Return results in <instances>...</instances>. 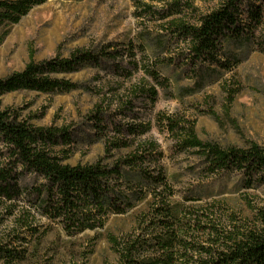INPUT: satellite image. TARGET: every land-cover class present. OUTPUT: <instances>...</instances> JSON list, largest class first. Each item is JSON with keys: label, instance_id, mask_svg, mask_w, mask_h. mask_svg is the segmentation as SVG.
<instances>
[{"label": "rangeland", "instance_id": "374dc122", "mask_svg": "<svg viewBox=\"0 0 264 264\" xmlns=\"http://www.w3.org/2000/svg\"><path fill=\"white\" fill-rule=\"evenodd\" d=\"M219 2L46 0L17 24L0 27V37L6 32L0 41V78L22 70L30 59L68 57L77 49L92 50L99 61L60 75L75 82V90L9 92L0 96V108L17 110L34 126L67 128L70 143L54 148L66 156L63 163L102 159L112 167L142 152L137 169L150 175L162 171L174 191L171 204L214 205L217 224H250L258 210L264 212V182L247 186V176L237 171L209 174L196 149L180 146V127L192 122L201 140L222 148L250 142L264 148V51L259 48L264 20L249 40L243 33L239 40L222 41L214 61L191 58L186 41L170 29L171 19L193 23ZM246 8L243 3V19ZM166 13L171 14L160 18ZM148 69L168 78L169 85L155 82ZM169 120L177 126L172 129ZM122 170L137 175L133 167ZM16 171V195H0V243L21 254L14 264H115L107 233L135 228L134 214H110L102 228L67 234L41 212L44 179L22 167ZM138 183L136 177L130 187L119 186L134 199Z\"/></svg>", "mask_w": 264, "mask_h": 264}, {"label": "trees", "instance_id": "16d2710c", "mask_svg": "<svg viewBox=\"0 0 264 264\" xmlns=\"http://www.w3.org/2000/svg\"><path fill=\"white\" fill-rule=\"evenodd\" d=\"M45 1L0 0V27L17 24L34 6ZM243 3L247 5L244 19ZM175 5L176 2L169 4ZM194 20L190 23L183 18L171 19L170 29L186 41L191 58L214 61L222 41L239 40L243 33L249 40L261 26L264 0H220L215 9ZM5 35L6 32L0 41ZM259 48L264 51V44ZM98 61L89 49H77L68 57L38 62L30 59L22 70L0 78V96L19 90L70 92L77 84L60 75ZM147 72L155 82L169 85L168 78L161 79L158 71ZM151 92L155 96L154 89ZM169 124L172 129L177 126L171 120ZM180 129V146L196 149L209 174L237 171L247 176V186L253 181L264 182V148L259 144L222 148L201 140L192 122ZM69 143L67 128L34 126L22 119L17 110L0 108V145L5 147V151L0 150V195L9 199L16 195L17 167L40 175L45 181L40 192L41 212L48 219L57 220L67 234L102 228L110 214L120 216L130 211L135 215V228L106 236L116 256L115 264H264L261 210L255 214V221L247 225L233 221L229 226L217 224L214 205L191 209L171 204L174 191L162 171L150 175L145 169H137L143 162L142 152H132L112 167L103 164L102 159L71 165L63 163L65 155L58 156L54 151L58 145ZM149 147L154 148V143L150 142ZM124 166L133 167L137 175L132 178L131 172L122 170ZM136 177L140 183L132 193L133 199L119 185L130 187ZM139 204L141 207H136ZM230 217L234 220V214ZM20 257V253L0 243V264H14Z\"/></svg>", "mask_w": 264, "mask_h": 264}]
</instances>
